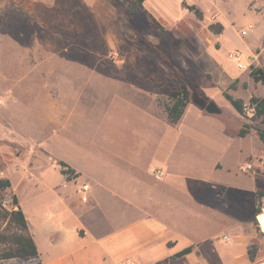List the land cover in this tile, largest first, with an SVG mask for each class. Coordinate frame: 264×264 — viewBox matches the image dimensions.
Listing matches in <instances>:
<instances>
[{"label": "rangeland", "instance_id": "374dc122", "mask_svg": "<svg viewBox=\"0 0 264 264\" xmlns=\"http://www.w3.org/2000/svg\"><path fill=\"white\" fill-rule=\"evenodd\" d=\"M143 8L162 32L141 11H130L128 0H0V180L12 183L22 198L27 170L35 178L47 172L53 183L58 180L44 166L47 155L77 159L55 138L77 137L81 147L100 152L102 144L86 138L137 136L143 167H157L163 159L184 165L190 194L168 188L173 210L199 248L212 245L226 262L242 249L225 245L223 231H232L253 204L254 212L264 213V146L254 131L264 121L238 114L223 96L245 106L252 98L264 100V85L251 77L253 69L264 71V0H145ZM181 82L190 100L173 125L164 106ZM210 102L218 113L205 112ZM55 119L66 123L58 136ZM243 126L250 128L241 140ZM164 138L165 152L155 150ZM215 161L223 170L214 169ZM148 167L139 166L137 176ZM213 183L221 202L214 206L201 198ZM12 195L11 184L0 188V209H12ZM250 226L254 237L246 249L254 254L253 264H264V230L257 220ZM11 230L0 217V234Z\"/></svg>", "mask_w": 264, "mask_h": 264}, {"label": "crops", "instance_id": "0c3cea01", "mask_svg": "<svg viewBox=\"0 0 264 264\" xmlns=\"http://www.w3.org/2000/svg\"><path fill=\"white\" fill-rule=\"evenodd\" d=\"M53 128L54 136H58L66 123L55 119ZM76 138L55 139L75 152L77 159L66 155L46 156L44 166L58 174L55 183L50 173L43 172L35 178L32 171L27 170L22 180L27 183L22 198L10 183L40 264H210L211 261L253 264L246 248L254 237L250 223L259 215H255L254 204L242 221L234 222L232 231H223L222 236L230 239L228 243L223 242L225 245L235 243L242 249L241 256L233 254L230 260L223 262V254L212 245L204 250L199 248L194 237L185 232L184 218L180 220L176 215L178 211L173 210L175 206L168 188L180 194L186 192V197L190 194L184 185L187 181L184 165L172 166L161 157L163 161H157V167L149 169L151 163L143 167L142 155L137 152V136L129 138L117 134L86 138L90 141L88 144H102L100 152L81 147ZM165 139L156 141L153 148L165 152L163 146L168 143ZM58 162L74 171L70 179L60 173ZM139 166L144 170L148 167V172L142 171L137 176ZM213 167L223 170L220 161L213 162ZM155 171L163 172L161 181L154 179ZM168 178L176 179L174 187ZM215 185H210L211 193L201 197L203 203L213 206L221 203L215 199ZM83 186L88 187L87 191H82ZM254 190L251 192L253 200ZM186 248H190L189 253L175 257ZM200 249L211 256V261L201 256Z\"/></svg>", "mask_w": 264, "mask_h": 264}, {"label": "trees", "instance_id": "16d2710c", "mask_svg": "<svg viewBox=\"0 0 264 264\" xmlns=\"http://www.w3.org/2000/svg\"><path fill=\"white\" fill-rule=\"evenodd\" d=\"M118 2V0H115ZM130 4V11H141L150 24L155 27L159 32L163 31V27L156 20V18L143 8L145 0H128ZM224 1V0H223ZM182 5L190 12H193L195 16H200V10L194 5H186L184 2ZM251 77L255 82H260L264 85V71L260 69H253L251 71ZM180 90H171L168 92V101L170 104L164 106L167 121L170 124H177L181 119L183 112L190 100V92L186 84L181 82ZM224 98L231 105V107L238 113L244 114L245 105L240 100H234L228 94H223ZM250 104L254 105L256 117H261L264 121V100L258 98H252ZM250 127L243 126L238 132L240 138L245 137ZM260 143L264 146V128L254 129ZM60 167V173L64 175L67 180L70 179L74 171L70 169L65 163L58 162ZM10 187L8 180H0V188ZM11 210L0 209V217L3 218L8 226L12 227L11 232L7 234H0V244L3 248L0 250V261L5 263L16 262L18 264H40L36 246L32 240V237L28 231L26 220L18 204V200L15 195L11 196ZM16 207V209H13ZM260 214V210H255V215ZM254 220V218H253ZM263 230V229H262ZM190 252V248H186L175 257H181ZM249 259L252 262L254 254L248 251ZM160 264V263H157Z\"/></svg>", "mask_w": 264, "mask_h": 264}, {"label": "built area", "instance_id": "2783aa9c", "mask_svg": "<svg viewBox=\"0 0 264 264\" xmlns=\"http://www.w3.org/2000/svg\"><path fill=\"white\" fill-rule=\"evenodd\" d=\"M249 29H251V27L249 26L248 27ZM234 57H239L240 54L238 52H235L233 54ZM233 56H230V57H233ZM237 69L238 70H241V71H245L246 70V67L242 64H238L237 65ZM255 113V110H254V105L252 104H248L247 106L244 107V114L248 117H251L253 116ZM251 166L250 165H247L245 169H250ZM163 172H160V171H155L153 172V177L155 180L157 181H161L163 179ZM88 187L87 186H83L82 188V191L85 192L87 191ZM86 199L83 198V201H85ZM221 241L224 242V243H228L230 241L229 237L228 236H221ZM127 264V263H126Z\"/></svg>", "mask_w": 264, "mask_h": 264}, {"label": "water", "instance_id": "95a60500", "mask_svg": "<svg viewBox=\"0 0 264 264\" xmlns=\"http://www.w3.org/2000/svg\"><path fill=\"white\" fill-rule=\"evenodd\" d=\"M205 112L207 114L218 113L219 112V109L217 108V106L215 104H213L212 102H210V103H208L206 105Z\"/></svg>", "mask_w": 264, "mask_h": 264}, {"label": "bare ground", "instance_id": "6f19581e", "mask_svg": "<svg viewBox=\"0 0 264 264\" xmlns=\"http://www.w3.org/2000/svg\"><path fill=\"white\" fill-rule=\"evenodd\" d=\"M256 219H257L259 227L264 230V213L257 216Z\"/></svg>", "mask_w": 264, "mask_h": 264}]
</instances>
